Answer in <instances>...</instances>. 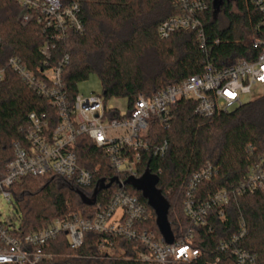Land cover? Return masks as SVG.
<instances>
[{
    "label": "trees",
    "instance_id": "obj_1",
    "mask_svg": "<svg viewBox=\"0 0 264 264\" xmlns=\"http://www.w3.org/2000/svg\"><path fill=\"white\" fill-rule=\"evenodd\" d=\"M80 3L83 32H70L55 44L49 66L68 56L62 72V83L69 100L78 94L77 84L96 73L102 86V97L122 98L126 113L111 112V118L129 117L140 96L149 99L169 86L203 72L207 62L215 67H228L240 60L253 61L257 52L251 49L254 37L264 38L257 29L264 19L252 0H201L206 10L198 15L205 36L202 46L195 32L178 31L166 39L157 34L160 24L182 13L179 0H74ZM22 13L17 0H0V68L5 78L0 84V175L13 159V144L22 138L20 129L27 127L30 113L54 114L47 101L37 96L8 68L11 57H18L32 71L41 66L40 48L49 40L35 22L19 25ZM219 15L226 25L221 27ZM192 101H178L171 107L169 126L156 118L149 120L147 134L151 149L167 143L163 156L151 151L142 153L138 179L145 174L167 208L171 233L178 241L191 230V245L200 256L191 264H235L229 254H220L218 244L238 232L239 220L246 224V238L241 247L256 256L255 264H264V196L260 192L230 200L220 209L213 208L205 226H193L183 211L184 190L188 178L203 167L217 169V176L199 186L198 196L205 200L221 190L237 186L249 168L264 154V95L242 104L235 111L218 112L201 118L194 114ZM79 169L92 173L87 188L55 175L24 177L10 188L13 215L21 235L39 231L72 212L93 209L81 196L92 198L93 190L102 183L97 203H107L120 189L108 158L91 140L82 136L72 149ZM137 180V179H136ZM125 188L137 197L152 219L146 228L161 239L154 211L142 193L125 179ZM212 231V232H210ZM99 237L87 233L77 250L68 247L65 236L49 243L46 252L54 255L48 264H141L135 260L95 259V243ZM128 255L134 256V253Z\"/></svg>",
    "mask_w": 264,
    "mask_h": 264
},
{
    "label": "built area",
    "instance_id": "obj_2",
    "mask_svg": "<svg viewBox=\"0 0 264 264\" xmlns=\"http://www.w3.org/2000/svg\"><path fill=\"white\" fill-rule=\"evenodd\" d=\"M17 3L22 9L19 25L25 27L35 22L49 40L39 50L41 66L36 71L29 70L18 57H11L7 66L29 89L47 101L55 115L35 112L28 115L27 127L19 131L22 138L13 144V159L0 175V196L11 205L10 188L24 177L55 175L78 187H89L92 173L79 169L72 150L82 136L91 140L108 158L111 169L120 178V189L107 203L96 204L95 198L90 206L93 208L91 212H72L66 218L57 219L46 228L26 235H21L9 218L0 217V264H48L54 258L45 251L49 243L65 236L69 249L77 250L82 247L87 233L99 237L95 243V259L135 260L141 264H191L200 256L199 250L191 245V230L170 245L162 237L159 239L153 230L146 228L152 212L126 190L124 180H138V165L143 152L164 155L166 142L154 149L148 144L149 120L156 118L168 127L171 107L178 101H192L195 115L210 118L218 112L235 111L247 102V97L254 99L264 95V38L251 40V49L257 52L253 61L240 60L220 68L207 62L202 73L181 84L169 86L149 99L140 96L129 117L119 120L109 116L115 111L122 114L106 105L102 95L84 97L77 94L69 100L61 77L68 56L55 66H49L55 44L65 40L70 32L84 30L80 3L74 0H17ZM179 3L182 13L163 21L157 29L158 36L166 39L178 31H192L204 46L205 36L198 15L206 10L205 3L201 0H179ZM252 4L264 17V0H252ZM259 28L264 29V19ZM4 78V69L0 68V84ZM217 174V169L207 165L188 178L183 211L193 226H205L213 208L220 209L222 218V208L232 199L254 192L264 196V154L237 186L201 200L199 186ZM96 188L99 190V185ZM246 234L245 221L240 218L238 232L218 244L219 253L231 255L235 264H255L256 256L241 247ZM129 252L135 255H128Z\"/></svg>",
    "mask_w": 264,
    "mask_h": 264
},
{
    "label": "water",
    "instance_id": "obj_3",
    "mask_svg": "<svg viewBox=\"0 0 264 264\" xmlns=\"http://www.w3.org/2000/svg\"><path fill=\"white\" fill-rule=\"evenodd\" d=\"M214 1L217 2L218 0H214ZM229 113L231 112H227L226 114ZM129 181L137 191L142 193V197L147 201L149 207L154 211L156 216V224L164 242L168 245L172 244L174 241V237L171 233L167 221V208L164 201L160 197L159 193L156 191L152 178H150L149 175L145 174L138 180H129ZM111 184L112 182H110L107 186H105L104 183H102L99 189L108 188ZM97 193H98V188H95L93 191L92 199H88L81 196L82 202L87 206L93 205Z\"/></svg>",
    "mask_w": 264,
    "mask_h": 264
},
{
    "label": "rangeland",
    "instance_id": "obj_4",
    "mask_svg": "<svg viewBox=\"0 0 264 264\" xmlns=\"http://www.w3.org/2000/svg\"><path fill=\"white\" fill-rule=\"evenodd\" d=\"M221 27L226 25V22L222 15H219ZM78 94L84 95V97H88L90 95H101L102 86L100 82V78L96 73H91L89 77L81 81L77 84ZM252 98L247 97L246 101H251ZM106 105L112 106L116 108L122 115L126 113V101L122 98H110L106 101ZM12 204H8L6 200L0 196V217L1 219L8 218L13 214ZM13 224L18 227L17 222H13Z\"/></svg>",
    "mask_w": 264,
    "mask_h": 264
}]
</instances>
